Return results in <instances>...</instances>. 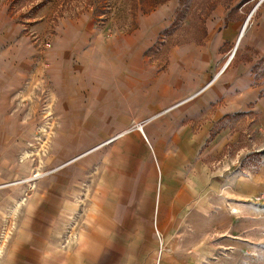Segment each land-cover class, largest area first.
Returning a JSON list of instances; mask_svg holds the SVG:
<instances>
[{"label":"rangeland","instance_id":"rangeland-1","mask_svg":"<svg viewBox=\"0 0 264 264\" xmlns=\"http://www.w3.org/2000/svg\"><path fill=\"white\" fill-rule=\"evenodd\" d=\"M259 1L0 0V264H93L96 242L126 264H264V109L191 134L164 112L209 83L183 94L198 75L180 52L218 13L240 24L224 64L247 20L229 65L252 61L264 97ZM16 77L31 94L4 92ZM159 156L184 200L158 202Z\"/></svg>","mask_w":264,"mask_h":264},{"label":"crops","instance_id":"crops-1","mask_svg":"<svg viewBox=\"0 0 264 264\" xmlns=\"http://www.w3.org/2000/svg\"><path fill=\"white\" fill-rule=\"evenodd\" d=\"M226 17V14L221 15L218 13L214 16L212 14L206 21L207 35L204 39L205 45L200 47L196 46L184 48L180 52V55L183 56L181 59L182 62L195 67L198 75V77L189 76L190 79L194 78L195 83L192 82L187 85H183L185 90L183 94L189 92L196 86L201 88L203 84H206V82L200 84V80L203 77L202 72L207 73L209 69H212L213 71L209 74V77L210 81L211 79L213 80L211 81L210 86L198 94L197 97L190 99L177 107L178 109L181 108V111L172 115V118L174 119L173 123H175L172 125L174 130H176V126H183L184 130L190 131L191 134L192 125L198 120H217L231 114L243 113V111L264 109V97L262 96L259 87H256L254 83L252 61L245 62L241 60L230 65L229 62L231 60L227 63V65L224 64L225 62H222L223 55L219 53L220 50L226 45V43H233L238 28L240 27V24L236 21L232 22L227 20L225 23ZM241 30L242 28L240 31ZM248 38L247 46L254 48L261 55H264V26H255V28L249 32ZM39 81L40 79L38 77L34 79V82L36 83ZM1 84H5V82H1ZM12 84H14V87H11ZM20 84V77H16V79L12 82H6L3 90L8 93L9 91H7V89L9 90V88H12L17 97H26L31 94V88L20 89ZM53 98L54 95L52 94L50 97L51 102L54 104L58 102V109H62L63 105H68V107H70V105H74L75 103L73 101L72 104V101L68 100V98H62L59 101ZM209 122L210 120L207 121V123ZM188 133L189 132H187V134ZM201 133L203 134V130ZM108 142H110V140L104 144H107ZM102 145L103 144L93 147V150ZM158 159V161L161 162L159 165L160 178L159 183L157 184L158 202L163 203L170 200H184V188H181V190L176 189L172 185L169 186L166 183V179L170 175L168 173L170 169L169 164L165 162L161 156H159ZM152 175V178H156L155 174ZM168 189H170V192ZM134 193L135 197H137L136 190H134ZM140 201H142V203H149L150 194L142 196ZM131 202H138V199L135 200L133 198ZM116 203H118V201L115 202V200L108 202L109 205H112L113 209L115 208ZM161 210L160 212L162 213L163 211ZM89 252L93 258V264H126L123 259L125 256V249L112 243L98 244L96 242L95 245H91L89 247Z\"/></svg>","mask_w":264,"mask_h":264},{"label":"built area","instance_id":"built-area-1","mask_svg":"<svg viewBox=\"0 0 264 264\" xmlns=\"http://www.w3.org/2000/svg\"><path fill=\"white\" fill-rule=\"evenodd\" d=\"M46 45H47V46H50V45H48V44H46ZM210 83H211V81H210L209 83L205 84L206 86H204L203 88L199 89L196 93H193V94L187 96L186 98H182L181 101H179V102L175 103L174 105L168 107V109H166L164 112H168L169 110H172V109H174V108H177L178 106L182 105V103H185V102H187L188 100L197 97L198 94H200V93H201L202 91H204L208 86H210ZM139 130H140V129H139ZM140 132H141V130H140ZM142 133H143V132H142Z\"/></svg>","mask_w":264,"mask_h":264},{"label":"water","instance_id":"water-1","mask_svg":"<svg viewBox=\"0 0 264 264\" xmlns=\"http://www.w3.org/2000/svg\"><path fill=\"white\" fill-rule=\"evenodd\" d=\"M261 3V0L255 5V9H256V7L259 5ZM255 9H254V11H255ZM247 20L244 22V25H243V28H242V30H241V33H242V31L244 30V28L247 26ZM241 33H240V35H241ZM240 37V36H239ZM239 39V38H238ZM238 42H239V40H238ZM238 42L236 43V45H235V47L232 49V53H234V51H235V49H236V46H237V44H238Z\"/></svg>","mask_w":264,"mask_h":264},{"label":"bare ground","instance_id":"bare-ground-1","mask_svg":"<svg viewBox=\"0 0 264 264\" xmlns=\"http://www.w3.org/2000/svg\"><path fill=\"white\" fill-rule=\"evenodd\" d=\"M242 28H243V27H242ZM245 28H246V27H245ZM245 28H244V29H245ZM243 31H244V30H243ZM243 31H242V32H243ZM241 34H242V33H241ZM240 37H241V35H240ZM240 37H238V38H239V39H238L239 41H240ZM237 42H238V41H237ZM238 44H239V42H238ZM238 44H237V45H238ZM230 54H231V55L229 56V58H228V60H227L228 62H229V61L233 58V56H234V53H232V51H231ZM228 62H227V63H228ZM227 63H226V65H227ZM226 65H225V66H226ZM139 129L142 130L141 128H139ZM141 132H142V131H141ZM112 139H113V138H112ZM112 139H110V141H111Z\"/></svg>","mask_w":264,"mask_h":264},{"label":"trees","instance_id":"trees-1","mask_svg":"<svg viewBox=\"0 0 264 264\" xmlns=\"http://www.w3.org/2000/svg\"><path fill=\"white\" fill-rule=\"evenodd\" d=\"M95 16H96V17H99L100 15L96 12Z\"/></svg>","mask_w":264,"mask_h":264}]
</instances>
